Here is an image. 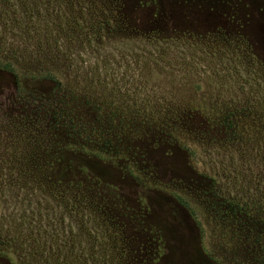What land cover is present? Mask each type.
<instances>
[{"label":"rangeland","instance_id":"rangeland-1","mask_svg":"<svg viewBox=\"0 0 264 264\" xmlns=\"http://www.w3.org/2000/svg\"><path fill=\"white\" fill-rule=\"evenodd\" d=\"M0 264H264V0H0Z\"/></svg>","mask_w":264,"mask_h":264},{"label":"trees","instance_id":"trees-1","mask_svg":"<svg viewBox=\"0 0 264 264\" xmlns=\"http://www.w3.org/2000/svg\"><path fill=\"white\" fill-rule=\"evenodd\" d=\"M0 69H2V70H13L14 68L10 62H8V61L5 62V61H2L0 59ZM262 263H264V262H262Z\"/></svg>","mask_w":264,"mask_h":264}]
</instances>
